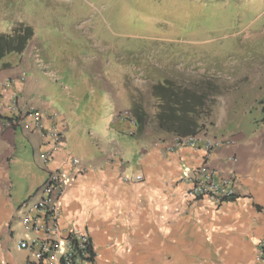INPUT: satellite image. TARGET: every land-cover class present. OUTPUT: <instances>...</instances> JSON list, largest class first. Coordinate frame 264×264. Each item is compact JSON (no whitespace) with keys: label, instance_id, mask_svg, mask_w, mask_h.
Here are the masks:
<instances>
[{"label":"crops","instance_id":"obj_1","mask_svg":"<svg viewBox=\"0 0 264 264\" xmlns=\"http://www.w3.org/2000/svg\"><path fill=\"white\" fill-rule=\"evenodd\" d=\"M31 52L29 45L22 53L29 61L23 58L25 71L34 64ZM18 70L8 63L0 66V80H16L0 91L2 104L15 94L20 108H33L45 117L42 129H34L32 121L17 113L16 125L9 128L3 124L7 114L0 109V264H52L74 231L88 237L94 254L93 263L82 264H256L258 244H264V129L232 137L230 146L211 156L212 168L234 172V197L220 206L193 201L181 179L201 164L203 151L165 152L171 137L157 127H146L149 112L147 104H137L136 80L125 77L129 80L122 86L119 107L106 108L105 114L112 117L105 140L79 126L64 127L62 121L49 119L53 111L45 101L30 97L32 83L19 82L24 71ZM150 84L153 89L154 83ZM135 111L143 116L140 130L120 118L128 112L136 121ZM51 129L64 132L65 143L47 164H41L40 156L50 147L43 134ZM123 137L137 140L121 141ZM161 139L166 140L161 143ZM230 156L237 160L233 165L227 161ZM51 171L62 176L64 186L61 233L52 262L39 260L34 249H18V242H30L36 236L27 231L26 239L16 241L14 223L24 213L22 202L41 198ZM15 185L24 201L14 198Z\"/></svg>","mask_w":264,"mask_h":264},{"label":"rangeland","instance_id":"obj_2","mask_svg":"<svg viewBox=\"0 0 264 264\" xmlns=\"http://www.w3.org/2000/svg\"><path fill=\"white\" fill-rule=\"evenodd\" d=\"M18 24L33 31V67L23 70L22 54L5 56L0 66L24 71L30 97L45 101L64 127L106 140V108L119 107L130 77L138 82L137 104H147L148 130L158 128L154 88L166 83L201 97L207 118L199 133L231 140L264 129V0H0V34ZM13 192L25 200L16 185ZM14 223L16 241L26 239L22 218Z\"/></svg>","mask_w":264,"mask_h":264},{"label":"built area","instance_id":"obj_3","mask_svg":"<svg viewBox=\"0 0 264 264\" xmlns=\"http://www.w3.org/2000/svg\"><path fill=\"white\" fill-rule=\"evenodd\" d=\"M15 81L10 78L0 80V91L12 87ZM18 81L23 82L22 78H19ZM1 108L7 114V120L3 121L4 126L9 128L15 126L18 120L14 114L20 113L22 119L26 118L32 121L34 129H42L44 114L33 108H20L17 95L12 94L5 105L2 104L0 96ZM47 117L55 120L56 113L47 115ZM120 118L128 119L132 127H136L135 119L128 112H124ZM132 134L134 132L130 131V135ZM43 136L50 142V147L40 156V160L42 164H47L54 153L61 148L64 138L60 132L52 129L45 132ZM231 143V140L228 139L210 138L205 131H201L194 136H172V139L165 143L164 150L167 153L183 148L203 151L202 164L181 179V182L186 186V195L191 200L209 201L215 206H220L223 202L229 201L234 197L235 177L232 169H227L226 172L222 173L210 166V159L214 151L221 147H228ZM227 161L233 165L237 160L235 157L230 156ZM72 164L78 166V161L73 159ZM138 180L141 179L138 178ZM63 195L62 176L56 171L49 172L41 188V198L31 205L23 206L22 225L26 231L33 233L36 237L30 242H18V249H34L39 260L47 259L51 260V262L54 260V255H56L58 250L57 240L61 233L59 214ZM65 245L63 253L52 264L87 263L86 261L90 257L87 251L91 246L85 234L77 231L71 232ZM257 264H264V244L258 246Z\"/></svg>","mask_w":264,"mask_h":264},{"label":"trees","instance_id":"obj_4","mask_svg":"<svg viewBox=\"0 0 264 264\" xmlns=\"http://www.w3.org/2000/svg\"><path fill=\"white\" fill-rule=\"evenodd\" d=\"M33 37L30 27L23 24L16 25L9 34H0V60L9 54H22ZM155 98H159L155 120L159 130L172 136H194L202 128L201 121L207 118L203 111L202 99L195 94L181 90L177 93L169 84L157 85L154 88ZM260 122L264 123V101L259 103ZM136 127L140 130L142 117L136 115ZM90 254L87 263H93L94 254L92 248L87 251Z\"/></svg>","mask_w":264,"mask_h":264},{"label":"clouds","instance_id":"obj_5","mask_svg":"<svg viewBox=\"0 0 264 264\" xmlns=\"http://www.w3.org/2000/svg\"><path fill=\"white\" fill-rule=\"evenodd\" d=\"M136 122V121H135Z\"/></svg>","mask_w":264,"mask_h":264}]
</instances>
